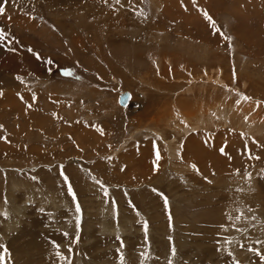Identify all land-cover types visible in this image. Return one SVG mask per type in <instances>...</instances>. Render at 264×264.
<instances>
[{
    "label": "rangeland",
    "instance_id": "1",
    "mask_svg": "<svg viewBox=\"0 0 264 264\" xmlns=\"http://www.w3.org/2000/svg\"><path fill=\"white\" fill-rule=\"evenodd\" d=\"M0 5V264H264V0Z\"/></svg>",
    "mask_w": 264,
    "mask_h": 264
},
{
    "label": "bare ground",
    "instance_id": "2",
    "mask_svg": "<svg viewBox=\"0 0 264 264\" xmlns=\"http://www.w3.org/2000/svg\"><path fill=\"white\" fill-rule=\"evenodd\" d=\"M124 93V92H123ZM130 93V92H129ZM131 96V94H130ZM132 97V96H131ZM130 101H131V98L130 100L128 101V103L126 105H123L121 107H127L129 106L130 104ZM197 107H193L192 109V112H186V113H182L181 116L183 117L182 118V125L179 126V129L183 131V133L187 134V131L190 132L192 128H195L198 126V124H202V120H200V116L201 114L197 112L196 110ZM227 111L228 110H232L231 107H228V109H226ZM231 112V111H229ZM229 112L227 113V115L225 116H229ZM202 126V125H201ZM198 129V128H197ZM186 136V135H185Z\"/></svg>",
    "mask_w": 264,
    "mask_h": 264
},
{
    "label": "snow or ice",
    "instance_id": "3",
    "mask_svg": "<svg viewBox=\"0 0 264 264\" xmlns=\"http://www.w3.org/2000/svg\"><path fill=\"white\" fill-rule=\"evenodd\" d=\"M117 2H119V0H117ZM3 12H4V8H3L2 5H0V14H2ZM3 39H4V36H3V35H0V40H3ZM67 74H68V73L65 72V75H67ZM193 167H195V166H193ZM98 183H101V184H102V182H99V181H98ZM68 190H69L70 193L72 192L71 187H69ZM77 211H80L78 205H77ZM144 227H145V229H147V224H146V223H145ZM121 247H123V244H121ZM118 252H119V249H118ZM258 254H259V252H258ZM262 258H264V257H262ZM0 260H3V256H0ZM120 260H121V264H123V261H124V257H123V255L120 256Z\"/></svg>",
    "mask_w": 264,
    "mask_h": 264
},
{
    "label": "water",
    "instance_id": "4",
    "mask_svg": "<svg viewBox=\"0 0 264 264\" xmlns=\"http://www.w3.org/2000/svg\"><path fill=\"white\" fill-rule=\"evenodd\" d=\"M130 100V96L128 93H122L119 95V103L123 106L126 105L128 103V101Z\"/></svg>",
    "mask_w": 264,
    "mask_h": 264
}]
</instances>
